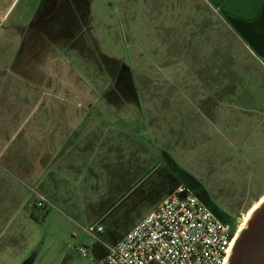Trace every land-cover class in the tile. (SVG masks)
Segmentation results:
<instances>
[{"label": "rangeland", "instance_id": "obj_1", "mask_svg": "<svg viewBox=\"0 0 264 264\" xmlns=\"http://www.w3.org/2000/svg\"><path fill=\"white\" fill-rule=\"evenodd\" d=\"M173 1H38L41 13L34 12L29 22L45 31L46 57L53 56L70 76L68 86L83 87L84 81L90 84L83 77L89 78L97 87L98 106L124 108L114 117L106 115L109 124L124 127L125 137L113 135L111 149L102 151L98 162L82 170L78 165L68 176L51 166L18 202L15 189H0V264H96L93 242L115 244L178 185L190 189L219 220L229 214L231 224L241 207L264 193L262 154L249 153L250 138L244 144V137L261 127L247 123L250 113L230 111L248 105L242 81L204 80L197 73L202 64H193L189 85L182 86L188 80H182L181 42L189 36L180 38L182 21L176 13L171 17ZM262 84L257 103L264 95ZM233 86L236 93L230 91ZM193 99L222 110L220 124L206 123L199 139L182 136L181 111ZM103 115L89 112L97 121ZM244 147L248 154L242 159Z\"/></svg>", "mask_w": 264, "mask_h": 264}, {"label": "crops", "instance_id": "obj_2", "mask_svg": "<svg viewBox=\"0 0 264 264\" xmlns=\"http://www.w3.org/2000/svg\"><path fill=\"white\" fill-rule=\"evenodd\" d=\"M30 1H36V6L31 3V7ZM38 1L0 0V189H15L17 202L23 199V191H32L40 183L51 166L68 176L78 165L82 170L98 162L101 152L111 149L113 135L125 137L124 127L109 124L111 117L106 115L116 113L111 115L114 117L124 108L98 106L93 94L97 87L89 78L76 71L79 78L84 76L90 84L84 81L83 87L68 86L65 83L70 76L61 71L53 56L46 57L45 31L29 22L34 12L41 13ZM173 7L171 17L176 13L182 21L180 38L184 34L189 36L188 42L180 41V59L186 75L182 71V80H188L193 64H202L197 71L199 78L228 79L231 84L242 81V94L248 105L232 106L230 111L243 110L250 113L244 117L247 123L258 122L253 126H260V131L253 134L252 130L244 137V144L250 138L249 153L261 152L258 161L264 162V95L259 103L255 100L262 92L259 81L264 87V0H174ZM167 25L174 26L169 21ZM226 64L227 68L217 69L218 65ZM205 65L211 67L206 69ZM205 74L208 78L203 77ZM188 83L189 80L183 83L184 89ZM230 91L236 93L237 87ZM199 102L193 99L181 111L183 137L199 139L206 132V123L213 128L217 122L220 124L217 121L220 116L217 113L222 111L220 105L209 107ZM92 111L105 115L97 121L95 116L89 117ZM255 113L260 114L258 121L251 116ZM169 117L170 112L166 115L167 122ZM248 150L244 147L243 156H239L244 159ZM262 199L264 193L241 207L237 221L245 220ZM221 217L224 222L230 219L229 214Z\"/></svg>", "mask_w": 264, "mask_h": 264}, {"label": "built area", "instance_id": "obj_3", "mask_svg": "<svg viewBox=\"0 0 264 264\" xmlns=\"http://www.w3.org/2000/svg\"><path fill=\"white\" fill-rule=\"evenodd\" d=\"M242 228V221L219 220L178 185L115 244L104 245L106 252L95 263L226 264Z\"/></svg>", "mask_w": 264, "mask_h": 264}, {"label": "water", "instance_id": "obj_4", "mask_svg": "<svg viewBox=\"0 0 264 264\" xmlns=\"http://www.w3.org/2000/svg\"><path fill=\"white\" fill-rule=\"evenodd\" d=\"M226 264H264V199L247 217Z\"/></svg>", "mask_w": 264, "mask_h": 264}, {"label": "trees", "instance_id": "obj_5", "mask_svg": "<svg viewBox=\"0 0 264 264\" xmlns=\"http://www.w3.org/2000/svg\"><path fill=\"white\" fill-rule=\"evenodd\" d=\"M91 250L95 261L103 256L106 252L104 245L97 241L92 243Z\"/></svg>", "mask_w": 264, "mask_h": 264}, {"label": "bare ground", "instance_id": "obj_6", "mask_svg": "<svg viewBox=\"0 0 264 264\" xmlns=\"http://www.w3.org/2000/svg\"><path fill=\"white\" fill-rule=\"evenodd\" d=\"M260 201H262V200H260ZM256 206H257V205H256ZM256 206H255V207H256ZM255 207H254V208H255ZM254 208H253V209H254ZM253 209H252V210H253ZM250 213H251V211L249 212V214H250ZM249 214H248V216H249ZM248 216H246V218H244L245 220H243L242 225H244V223H245V221L247 220V217H248Z\"/></svg>", "mask_w": 264, "mask_h": 264}]
</instances>
